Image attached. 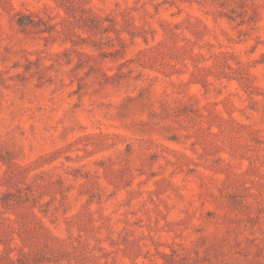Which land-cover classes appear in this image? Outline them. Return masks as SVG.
<instances>
[{
    "label": "rangeland",
    "instance_id": "1",
    "mask_svg": "<svg viewBox=\"0 0 264 264\" xmlns=\"http://www.w3.org/2000/svg\"><path fill=\"white\" fill-rule=\"evenodd\" d=\"M0 264H264V0H0Z\"/></svg>",
    "mask_w": 264,
    "mask_h": 264
}]
</instances>
